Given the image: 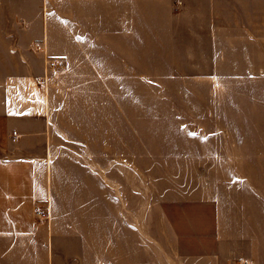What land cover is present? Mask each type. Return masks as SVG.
<instances>
[{"label": "rangeland", "instance_id": "1", "mask_svg": "<svg viewBox=\"0 0 264 264\" xmlns=\"http://www.w3.org/2000/svg\"><path fill=\"white\" fill-rule=\"evenodd\" d=\"M261 3L260 38L217 30L135 52L121 77L103 62L99 76L61 69L43 79L60 152L55 196L91 203L56 213L101 219L104 239L132 240L134 264H264ZM15 17L0 14L8 24ZM11 131L0 125V145Z\"/></svg>", "mask_w": 264, "mask_h": 264}, {"label": "crops", "instance_id": "2", "mask_svg": "<svg viewBox=\"0 0 264 264\" xmlns=\"http://www.w3.org/2000/svg\"><path fill=\"white\" fill-rule=\"evenodd\" d=\"M2 2L0 14L8 10L16 17L9 24L0 20V125L16 130L18 138L14 141L11 131L0 145V264H134L128 253L132 240L118 239L117 228L111 230L117 240L104 239L101 219L55 212L58 205L91 203L55 196V153L60 152L43 79L61 69H73L77 77L99 76L95 72L103 62L109 63L110 77H121L133 69L135 52L144 57L159 52L150 47L192 45L217 30L260 38L254 30L260 29L261 12L253 3L262 9V0ZM39 207H49L48 212L38 213Z\"/></svg>", "mask_w": 264, "mask_h": 264}, {"label": "built area", "instance_id": "3", "mask_svg": "<svg viewBox=\"0 0 264 264\" xmlns=\"http://www.w3.org/2000/svg\"><path fill=\"white\" fill-rule=\"evenodd\" d=\"M17 138H18V133H17L16 130H14V131H13V135H12V139H13L14 141H16Z\"/></svg>", "mask_w": 264, "mask_h": 264}]
</instances>
